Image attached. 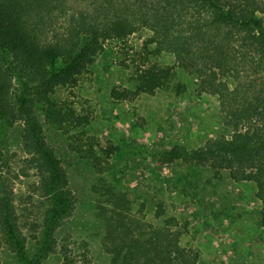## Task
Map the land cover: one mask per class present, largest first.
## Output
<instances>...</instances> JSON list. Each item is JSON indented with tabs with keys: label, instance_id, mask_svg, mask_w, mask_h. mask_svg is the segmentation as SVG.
Here are the masks:
<instances>
[{
	"label": "trees",
	"instance_id": "trees-1",
	"mask_svg": "<svg viewBox=\"0 0 264 264\" xmlns=\"http://www.w3.org/2000/svg\"><path fill=\"white\" fill-rule=\"evenodd\" d=\"M240 5L231 0H0V126L20 127L22 147L52 205L42 246L30 258L12 191L0 186V230L20 263L42 264L54 253L53 232L69 211L66 173L42 124L63 139L69 152L97 161L93 137L75 132L88 118L52 98L61 89L76 87L110 43L124 48L141 31L148 33L145 48L155 56L171 55L174 64H134L135 94L152 95L168 87L178 68L195 79L201 93L218 99L222 118L233 131L231 140L208 139L192 151L174 147L165 156L225 168L232 178L252 180L263 204L264 228V91L254 86L248 92L240 83L241 88L230 89V82L221 81L238 72L246 49L264 55L262 20ZM102 153L105 161L113 149ZM101 196L109 207L102 212V245L112 264H196V254L183 255L168 228L145 230L124 195L105 190Z\"/></svg>",
	"mask_w": 264,
	"mask_h": 264
},
{
	"label": "rangeland",
	"instance_id": "rangeland-1",
	"mask_svg": "<svg viewBox=\"0 0 264 264\" xmlns=\"http://www.w3.org/2000/svg\"><path fill=\"white\" fill-rule=\"evenodd\" d=\"M241 2L255 11L264 27V0H231L235 7ZM147 37L146 31L138 32L124 48L110 43L76 87L61 89L52 98L88 118L75 132H86L98 146L93 148L96 163L82 159L42 124L70 192L68 214L52 235L54 253L42 264H112L102 245V212L109 208L101 196L105 190L124 195L145 230L168 228L183 255L196 254V264H264L263 204L255 183L232 178L225 168L165 156L174 147L192 151L208 139L231 140L233 131L222 118L218 99L201 93L195 79L178 68L168 87L152 95L135 94V65L174 64L171 55L155 56L152 48L146 49ZM260 57L246 49L238 72L221 81L230 82V89L241 88L240 83L242 90L252 92L255 86L264 91V55ZM249 84L253 88H247ZM15 89L19 93L21 87ZM106 148L113 153L104 161ZM30 158L22 147L20 127L0 126V186L12 191L18 228L33 258L44 241L52 205ZM0 264H22L1 230Z\"/></svg>",
	"mask_w": 264,
	"mask_h": 264
}]
</instances>
